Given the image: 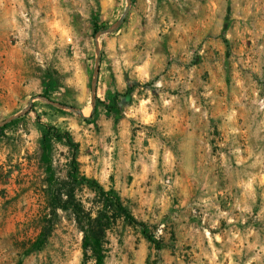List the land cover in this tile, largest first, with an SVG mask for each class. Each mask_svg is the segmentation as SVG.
Wrapping results in <instances>:
<instances>
[{
  "label": "rangeland",
  "instance_id": "374dc122",
  "mask_svg": "<svg viewBox=\"0 0 264 264\" xmlns=\"http://www.w3.org/2000/svg\"><path fill=\"white\" fill-rule=\"evenodd\" d=\"M162 55L193 80L176 123L123 69ZM93 237L102 264H264V0H0V264H95Z\"/></svg>",
  "mask_w": 264,
  "mask_h": 264
},
{
  "label": "crops",
  "instance_id": "0c3cea01",
  "mask_svg": "<svg viewBox=\"0 0 264 264\" xmlns=\"http://www.w3.org/2000/svg\"><path fill=\"white\" fill-rule=\"evenodd\" d=\"M60 10V9H57ZM204 20H202L203 22ZM113 45H115L116 43H128L125 46H131L129 41H112ZM177 46L180 47H184L186 48L185 51H183L180 56L176 57V61H182V62H188L189 59V47L192 46V43L190 40L188 39H180L177 41V43L175 44ZM177 54V53H176ZM174 54V55H176ZM185 54V55H183ZM166 56L162 55L161 58L159 59H155V60H147L145 62H143L142 64H138L135 66V64H128V67L126 66V68L123 67V69L128 70L130 72V78L140 82V83H144L147 81L152 80L153 81V86L159 88L160 86L162 87L161 92H163L162 94L164 95V99L162 100L161 106L162 108H164V110H166V112L170 111L169 113H166V115H164V118H170L172 121L174 120V122H178V119H181V116L178 115V110L177 108L174 106L175 101L172 100V96L170 98H167V91L164 92V88H167L168 86H171L176 84V83H186V89H188L189 87L193 86V80H191L190 78V74L188 72V69H186L185 71L180 68L181 73L178 74H174V71H176V68L174 65L169 66L167 69L164 67V59ZM137 71H136V70ZM114 70L118 71L119 73L120 71V67L119 65H116L114 67ZM172 75V77L170 78L169 76ZM116 79L118 81L119 86L122 84L121 83V77L117 76L116 74ZM190 85V86H189ZM141 89L143 88H148L147 86L144 87H140ZM147 91V90H146ZM147 98H143L142 101L145 102V104L143 105L144 107L142 109H144L146 111L145 114H143V116H141L142 119H146L148 117H150V120L154 119V109L156 107H158V105H155L151 100H149ZM140 104V101H138V105ZM142 106V105H141ZM150 112V113H149ZM172 115H174V117H172ZM173 123V122H172ZM237 122H233L230 120H223L222 122V126L228 128L230 126H235L234 130H229L226 129L224 130V139H228L227 137H231V136H241V132L238 130L237 126L238 124H236Z\"/></svg>",
  "mask_w": 264,
  "mask_h": 264
},
{
  "label": "trees",
  "instance_id": "16d2710c",
  "mask_svg": "<svg viewBox=\"0 0 264 264\" xmlns=\"http://www.w3.org/2000/svg\"><path fill=\"white\" fill-rule=\"evenodd\" d=\"M67 142H70V139L67 138ZM73 146H76L75 144H72ZM77 173H78V168H77V163L75 158H72V162H71V171L69 172V175L72 179H77ZM81 180L84 181H89L87 178H85L84 176L80 177ZM92 185H95L100 191H102L101 187L99 186V184L95 181L89 182ZM110 199L112 201V203L114 204V206L116 207V209L124 216L125 219L134 222L136 224H138L140 227H142L143 229V233L146 235V237L148 238V240L155 242V240L146 233L144 224L142 222H138L136 221V219L134 218V216L130 213V211L121 203V201L119 200V198L115 195L110 196ZM93 239V245H90V251L92 253V257L95 261V264H102L103 263V259H104V254L101 252L100 250V244L98 243V241L96 239Z\"/></svg>",
  "mask_w": 264,
  "mask_h": 264
}]
</instances>
